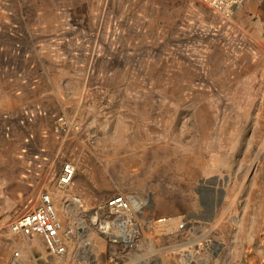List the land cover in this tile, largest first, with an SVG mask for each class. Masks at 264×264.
<instances>
[{
  "label": "rangeland",
  "instance_id": "rangeland-1",
  "mask_svg": "<svg viewBox=\"0 0 264 264\" xmlns=\"http://www.w3.org/2000/svg\"><path fill=\"white\" fill-rule=\"evenodd\" d=\"M263 91L264 0L228 18L193 0H0V264H135L82 214L66 254L13 235L43 191L66 223L67 194L86 210L137 193L145 232L169 230L148 241L160 264H264Z\"/></svg>",
  "mask_w": 264,
  "mask_h": 264
},
{
  "label": "built area",
  "instance_id": "built-area-1",
  "mask_svg": "<svg viewBox=\"0 0 264 264\" xmlns=\"http://www.w3.org/2000/svg\"><path fill=\"white\" fill-rule=\"evenodd\" d=\"M196 3L215 12L223 18H228L243 0H194ZM264 98V91H263ZM58 129L64 128L60 120ZM75 165L71 161L62 163L57 175V188L62 192L70 186L75 174ZM66 200L76 218L70 223L61 219L55 208L54 195L43 191L39 195L40 204L15 217L10 225V232L22 238L43 237L54 255L66 254L71 250L74 241H79L85 233L83 226L85 217L92 227L109 243L118 244L122 251L129 254L135 264H160L156 255L149 253L148 241L169 233L165 229V218L159 219L150 234L144 230V220L141 211L145 208L144 199L134 192H119L111 197L97 202L90 209H84V202L78 194H67ZM84 219H83V216ZM184 219H180L174 232L184 227ZM167 228V227H166ZM173 232V230H172ZM171 232V233H172ZM19 255V251L14 253Z\"/></svg>",
  "mask_w": 264,
  "mask_h": 264
},
{
  "label": "crops",
  "instance_id": "crops-1",
  "mask_svg": "<svg viewBox=\"0 0 264 264\" xmlns=\"http://www.w3.org/2000/svg\"><path fill=\"white\" fill-rule=\"evenodd\" d=\"M194 1V0H193ZM195 2V1H194ZM196 3V2H195ZM198 4V3H197ZM200 5V4H199ZM206 8V7H205ZM209 10V9H208Z\"/></svg>",
  "mask_w": 264,
  "mask_h": 264
},
{
  "label": "bare ground",
  "instance_id": "bare-ground-1",
  "mask_svg": "<svg viewBox=\"0 0 264 264\" xmlns=\"http://www.w3.org/2000/svg\"><path fill=\"white\" fill-rule=\"evenodd\" d=\"M3 170V169H2Z\"/></svg>",
  "mask_w": 264,
  "mask_h": 264
}]
</instances>
